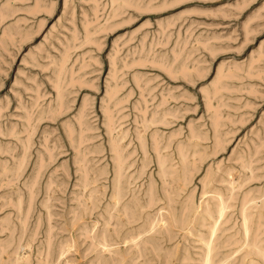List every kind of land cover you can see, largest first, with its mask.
<instances>
[{
    "label": "rangeland",
    "instance_id": "rangeland-1",
    "mask_svg": "<svg viewBox=\"0 0 264 264\" xmlns=\"http://www.w3.org/2000/svg\"><path fill=\"white\" fill-rule=\"evenodd\" d=\"M0 264H264V0H0Z\"/></svg>",
    "mask_w": 264,
    "mask_h": 264
}]
</instances>
